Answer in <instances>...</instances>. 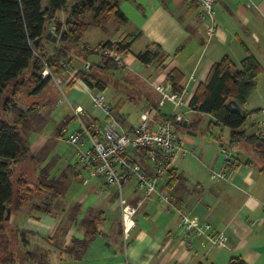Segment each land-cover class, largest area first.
<instances>
[{
	"label": "crops",
	"instance_id": "1",
	"mask_svg": "<svg viewBox=\"0 0 264 264\" xmlns=\"http://www.w3.org/2000/svg\"><path fill=\"white\" fill-rule=\"evenodd\" d=\"M76 1L71 0L57 15L64 19ZM117 4L126 17L122 25H117L112 18L103 19L92 8L81 14L85 21V18L92 19L80 42L93 47L105 41L130 39L129 48L119 53L123 64L115 73L121 80L125 77L134 82L137 95H141L138 104L133 105L136 109L132 119H127L130 111L125 108L123 98L115 95L106 99L107 83L105 89L100 90L67 73L57 76L59 90L64 92L60 100L43 95L52 80L39 94L18 93L15 96L29 124L26 139L30 154L36 156L35 160L28 158L18 164L16 173L36 181L43 168L48 177L63 180L65 184L64 191L55 196H49L47 191L34 192L18 209L11 205L5 225L24 234L23 242L15 236V243L32 251L33 255L42 256L44 264H226L232 256H240L247 264H264L263 164L242 139L230 143L229 127L215 123L212 115L188 106L198 84L205 81L215 61L227 55L239 63L250 52L260 62L262 71L242 106L248 113L241 130L250 135L261 129L264 117V0H216L217 30L210 38L205 34L197 5L191 0H117ZM51 25L49 23L48 28ZM55 43L44 40L40 49L50 54ZM76 50L78 57L74 56ZM144 50L156 52L157 58L143 64L135 54ZM71 52L68 65L77 70L84 65L86 54L77 47ZM86 58L90 71L93 68L102 71V65L97 66L100 61L97 54L86 55ZM171 67L182 72L181 84L186 91L187 103L176 111L194 122L189 129L194 134L187 129L179 130L180 148L160 179L159 187L182 198L190 215L208 220L212 228L224 229L229 235L227 247L203 246L197 238L177 233V213L154 195L138 207L134 226L124 238L118 196L120 194L129 202L139 197L134 179L125 182L119 190L116 184L105 182L101 176L79 165L77 149L70 156H63L57 150L62 133L71 132L79 124L73 114L75 105L83 109L81 118L105 122L104 110L93 103L91 92L101 91L105 95L104 103L117 107L123 128H131L144 111H148L150 117L149 127H155L174 110V104L168 99L159 104L160 95L155 89L156 84L166 82L165 74ZM42 95L43 99L33 100V96ZM126 97L136 100L133 94ZM64 98L71 114L65 115L68 121L61 129L59 125L65 116L59 121L53 118L57 111L53 105L59 106ZM34 102L38 106L31 115L26 110ZM49 102L51 106L47 110ZM17 113L18 110L10 108L2 112V116L14 121ZM75 121L78 122L74 125ZM221 146L231 148L236 165L225 170V177L215 178L212 172L223 168ZM142 164L150 170L145 159ZM94 212H100L96 234L78 256L67 252L73 238L84 236L82 220Z\"/></svg>",
	"mask_w": 264,
	"mask_h": 264
},
{
	"label": "trees",
	"instance_id": "2",
	"mask_svg": "<svg viewBox=\"0 0 264 264\" xmlns=\"http://www.w3.org/2000/svg\"><path fill=\"white\" fill-rule=\"evenodd\" d=\"M69 0H0V264H16V257L20 253L17 248H12L14 235L23 242V231L7 229L5 220L7 210L13 205L16 209L21 207L29 196L36 192L47 191L49 196H55L65 189L63 180L48 177L46 169H41L36 181H31L23 174H18L15 168L26 159H36L29 151L27 132L29 124L25 121L23 111L17 106L15 96L18 93L25 95L39 94L54 77L66 73L60 64L63 60L69 63V54L72 48L77 47L84 54H97L90 45L80 42L81 35L89 26V22L82 19L81 14L89 8L95 14H101L103 19L112 18L117 25H122L126 20L119 9L117 0H77L70 7L65 19H61L57 12L66 7ZM49 23L55 25L57 37L53 51L45 54L40 47L48 30ZM41 38L37 45L34 40ZM80 44L89 48H81ZM114 44L118 53L129 48L130 39L123 38L119 41H105L98 45ZM95 45V46H98ZM86 55L84 60L86 61ZM98 55V54H97ZM143 64H149L157 58V53L144 50L135 54ZM49 73L42 77L41 72L45 63ZM91 63V62H90ZM102 69H115L118 64L111 58L100 56L97 66ZM69 66V65H68ZM262 71V66L256 57L248 52L239 63L234 62L229 56L223 55L215 61L204 82L198 84L188 106L214 117V122L229 127L230 143L242 139L248 144L264 167V137L253 133L246 135L241 126L246 120L248 111H231L226 107L228 100H234L243 106L248 94L256 84V77ZM83 80L89 87L105 89L106 82L97 77L90 69L79 68L73 79ZM182 72L171 67L167 69L165 81L173 90L181 91L183 86ZM38 103H31L27 113L33 115ZM111 113L121 122V114L116 106L107 105ZM14 108L18 110L14 121L2 116V112ZM87 125L91 120L82 118ZM170 121L174 128L186 130L193 128V123L188 121L185 126L177 123L171 115H165L161 121ZM68 121L65 116L60 122L62 129ZM142 160L143 152H138ZM100 212L89 213L81 222L84 227V236L81 239L73 238L67 252L76 256L86 248L92 237L96 234ZM12 233V235H11ZM11 235V237H10ZM28 251V250H26ZM31 254H33L32 251ZM226 264H247L240 256H232Z\"/></svg>",
	"mask_w": 264,
	"mask_h": 264
},
{
	"label": "built area",
	"instance_id": "3",
	"mask_svg": "<svg viewBox=\"0 0 264 264\" xmlns=\"http://www.w3.org/2000/svg\"><path fill=\"white\" fill-rule=\"evenodd\" d=\"M199 10L203 28L207 38L213 36L217 30V18L215 4L216 0H191ZM49 30L55 34V25ZM81 48H89L88 45L80 44ZM95 53L121 62L117 47L114 44L98 45L90 47ZM41 72L42 77L49 73L46 66ZM60 64L66 73L72 78L77 70L60 60ZM89 62L85 61L82 68L88 69ZM57 80V76L53 78ZM160 93L159 104L170 100L174 104L171 115L177 123L186 121L188 118L177 108L187 103L185 89L173 90L168 82L159 83L155 86ZM93 103L101 105L106 120L100 123L91 120L87 125L81 118L83 109L80 105L73 107V114L77 117L79 124L68 135V141L77 146L76 160L83 168H88L92 174L99 175L109 184H116L120 190L122 185L134 179L139 197L134 202H129L119 194L118 203L120 207V220L122 235L126 238L134 226V216L142 202L151 195H154L160 202L174 209L177 213V233L185 237H195L203 246L227 247L229 235L224 229L212 228L211 223L206 219H198L187 211L186 202L179 197L159 187L160 179L167 172L168 166L174 154L180 148L179 131L170 121L158 122L155 127H149L150 117L148 111L139 114L138 121L131 128H123L120 121L111 113L104 103V94L99 91L90 93ZM264 134V117L261 121V129L256 132ZM220 151L223 157V168L213 171L215 178L225 177V170L233 169L236 165L229 146H221ZM138 152H143L144 159L149 163L150 170L142 164Z\"/></svg>",
	"mask_w": 264,
	"mask_h": 264
},
{
	"label": "rangeland",
	"instance_id": "4",
	"mask_svg": "<svg viewBox=\"0 0 264 264\" xmlns=\"http://www.w3.org/2000/svg\"><path fill=\"white\" fill-rule=\"evenodd\" d=\"M70 2H71V0H69L67 2V5H69ZM65 18L66 17H64V19ZM85 19H87V21H91L92 18H85ZM49 28H48V30H49ZM69 55L72 57V55H73L72 52ZM74 56L75 57L76 56L77 57L79 56L77 50L74 52ZM98 56L100 58L101 55L98 54ZM114 62H116L118 64V67L117 68H115V69H102V71L96 70L97 68H93L92 73L94 75H96L97 77L102 78V80H104L108 84V88L105 91V94H107V98L106 99H109V97H112V96L117 95V98L118 99H120V98L122 99L123 98L126 101L125 102V104H126V107L125 108L126 109H129V111H130V115H127V119L131 121L132 116H133V112L136 109L135 106L138 104L137 102H138V100H139V98H140L141 95L140 94L137 95V92L135 91L136 88H135V86L133 84L134 82H132L131 80H129V78L123 77L124 76L123 74H122V77L124 79L121 80L119 78V75L115 73L117 70H119V68L123 64V61L121 60V62H118L117 60H114ZM68 76H70V75H68ZM51 83H49V85L46 87L43 95L46 94L49 97H53V98H55L57 100H60V98H62L64 96V92L61 91V90H59L60 88L58 86L57 81L52 80ZM161 83H165V82H161ZM97 92H99V91H97ZM91 93H93V92H91ZM127 94H133V95H135L136 100H133L132 98H131L132 100H129L126 97ZM43 95L41 97L40 96H33V100L39 101V100L43 99ZM159 95H160V93H159ZM104 97H105V95H104ZM22 105H27V103H22ZM133 105H135V106H133ZM50 106H51V102L48 103V105H47V108L48 109L47 110L50 109ZM53 106H55V110H57L56 113L54 111L55 114L53 115V118H56L57 121L61 120L63 118V116H65L66 114H69V115L71 114V111L68 109V103L66 102V99L65 98H64V101L59 106H56V105H53ZM138 117H139V115H138ZM71 121H74V120H71ZM77 122L75 121L73 124L75 125ZM69 133H70L69 130H67L66 132H63L62 135L60 136V139L58 140L57 150L63 156H70L77 149V146L71 144L68 141V135H69ZM7 229H9V228H7ZM11 235H12V233H11ZM11 235H10V237H11ZM14 237H15V235H14ZM15 240H16V238H14V241ZM15 242L12 243V248L14 250L16 248L18 250H20L19 251L20 253L17 255L18 257H16V264H44V261H43L42 256H36V255L31 254V252L26 251L22 247V245L20 246V244L15 243Z\"/></svg>",
	"mask_w": 264,
	"mask_h": 264
},
{
	"label": "water",
	"instance_id": "5",
	"mask_svg": "<svg viewBox=\"0 0 264 264\" xmlns=\"http://www.w3.org/2000/svg\"><path fill=\"white\" fill-rule=\"evenodd\" d=\"M44 36H45L46 39H50V40H52V41H56V39H57L56 35L53 34V33L51 32V30H47ZM40 39H41V38L39 37V38H37L36 40H34V44L37 45L38 42L40 41ZM226 107H227L229 110H231V111H242V110H243V108H242L241 106H239V105L237 104V102L234 101V100H228V101L226 102ZM182 125L185 126V125H186V121H183V122H182ZM186 131H187L188 133H192V134H194V132H193L192 130L187 129ZM6 215H7V217L9 216V209L7 210V214H6Z\"/></svg>",
	"mask_w": 264,
	"mask_h": 264
}]
</instances>
